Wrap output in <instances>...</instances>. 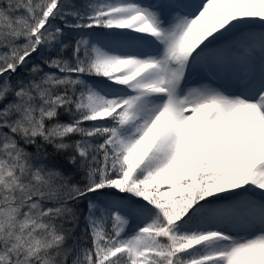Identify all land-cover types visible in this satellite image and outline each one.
Returning <instances> with one entry per match:
<instances>
[{
    "label": "snow or ice",
    "instance_id": "6c2138e0",
    "mask_svg": "<svg viewBox=\"0 0 264 264\" xmlns=\"http://www.w3.org/2000/svg\"><path fill=\"white\" fill-rule=\"evenodd\" d=\"M0 264H264V0H0Z\"/></svg>",
    "mask_w": 264,
    "mask_h": 264
},
{
    "label": "trees",
    "instance_id": "16d2710c",
    "mask_svg": "<svg viewBox=\"0 0 264 264\" xmlns=\"http://www.w3.org/2000/svg\"><path fill=\"white\" fill-rule=\"evenodd\" d=\"M30 150H31V149H30ZM48 151H49V152H51V151H52L51 147H49V148H48Z\"/></svg>",
    "mask_w": 264,
    "mask_h": 264
}]
</instances>
